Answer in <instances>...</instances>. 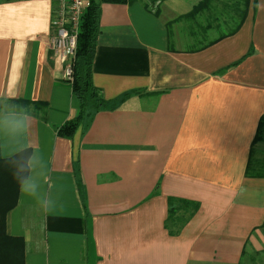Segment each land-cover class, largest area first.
I'll return each instance as SVG.
<instances>
[{"label": "crops", "instance_id": "0c3cea01", "mask_svg": "<svg viewBox=\"0 0 264 264\" xmlns=\"http://www.w3.org/2000/svg\"><path fill=\"white\" fill-rule=\"evenodd\" d=\"M200 1H100L93 82L137 93L65 138L80 105L51 44L56 2L0 0V99L48 105L0 113V156L36 158L6 217L25 264H264V177L246 175L264 153V0L223 38L206 13L180 19ZM171 197L198 205L183 224Z\"/></svg>", "mask_w": 264, "mask_h": 264}, {"label": "trees", "instance_id": "16d2710c", "mask_svg": "<svg viewBox=\"0 0 264 264\" xmlns=\"http://www.w3.org/2000/svg\"><path fill=\"white\" fill-rule=\"evenodd\" d=\"M100 1L127 3L132 0H91L85 10L72 61V77L67 79L72 85V92L80 106L76 116L56 127L57 135L60 137L72 138L76 131L80 127L85 128L99 111L115 107L130 95L137 93V91H131L119 99L107 100L102 90L93 82V63L100 35ZM256 2L257 0H201L180 19L191 20L206 13L205 19L207 18L209 23L208 27L215 26L220 33L219 38H223L239 31L246 21L252 3L256 5ZM47 106L45 102L23 98L6 101L0 99V113L23 112L30 107L45 112ZM263 132L264 115L260 120L254 143L264 139ZM30 156V149H23L7 158L0 156V264H25L24 240L7 234L6 217L17 204L20 190L19 178L28 176ZM22 168L24 170L21 172ZM246 175L264 177V156L261 159L255 158L253 149L248 160ZM197 208V203L171 197L169 199V225L183 224ZM181 210L185 211V214L179 215L178 211ZM186 214H189L188 217Z\"/></svg>", "mask_w": 264, "mask_h": 264}, {"label": "built area", "instance_id": "2783aa9c", "mask_svg": "<svg viewBox=\"0 0 264 264\" xmlns=\"http://www.w3.org/2000/svg\"><path fill=\"white\" fill-rule=\"evenodd\" d=\"M161 0H157V3ZM56 6L52 18L54 33L52 48L66 62L64 75L72 77V61L77 48V39L85 10L91 0H55Z\"/></svg>", "mask_w": 264, "mask_h": 264}, {"label": "clouds", "instance_id": "9594fccd", "mask_svg": "<svg viewBox=\"0 0 264 264\" xmlns=\"http://www.w3.org/2000/svg\"><path fill=\"white\" fill-rule=\"evenodd\" d=\"M35 157L30 158L29 166L31 165V161L35 160ZM24 169L22 168L20 171L22 172ZM20 191L25 194H31L35 191V185L31 183V178L29 176H20L19 178Z\"/></svg>", "mask_w": 264, "mask_h": 264}, {"label": "rangeland", "instance_id": "374dc122", "mask_svg": "<svg viewBox=\"0 0 264 264\" xmlns=\"http://www.w3.org/2000/svg\"><path fill=\"white\" fill-rule=\"evenodd\" d=\"M264 135V132H263ZM255 153V157H258L259 159H261L264 156V153H259L257 151L254 152Z\"/></svg>", "mask_w": 264, "mask_h": 264}]
</instances>
